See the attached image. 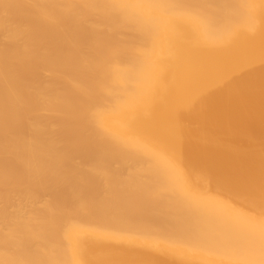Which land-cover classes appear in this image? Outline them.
Masks as SVG:
<instances>
[{
  "label": "bare ground",
  "instance_id": "6f19581e",
  "mask_svg": "<svg viewBox=\"0 0 264 264\" xmlns=\"http://www.w3.org/2000/svg\"><path fill=\"white\" fill-rule=\"evenodd\" d=\"M264 0H0V264H264Z\"/></svg>",
  "mask_w": 264,
  "mask_h": 264
},
{
  "label": "rangeland",
  "instance_id": "374dc122",
  "mask_svg": "<svg viewBox=\"0 0 264 264\" xmlns=\"http://www.w3.org/2000/svg\"><path fill=\"white\" fill-rule=\"evenodd\" d=\"M264 144V143H263Z\"/></svg>",
  "mask_w": 264,
  "mask_h": 264
}]
</instances>
